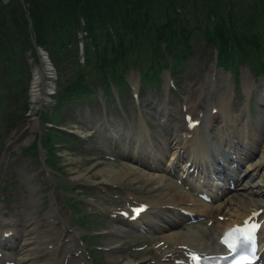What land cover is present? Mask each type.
I'll use <instances>...</instances> for the list:
<instances>
[{
  "label": "rangeland",
  "instance_id": "rangeland-1",
  "mask_svg": "<svg viewBox=\"0 0 264 264\" xmlns=\"http://www.w3.org/2000/svg\"><path fill=\"white\" fill-rule=\"evenodd\" d=\"M17 1L21 3L14 2L16 15L10 18L9 0H0V10L4 11L0 15V212L8 210L12 214L8 219L20 221L19 228L30 243L25 254L38 264H48L45 260L56 255L59 264L65 257L67 264H155L151 262H155L162 236L158 232L151 237L122 233L125 226L120 224L118 211L131 200L127 191L149 200L160 193L164 183L174 180L164 176L162 182L145 183L126 177L115 184L104 180L106 174L99 171L106 165H120L118 149L131 142L130 135L136 137L142 121L149 137L159 140L153 139L155 150L167 149L161 114L169 115L173 128L179 127L185 107L206 86L216 84L221 100L228 96L240 112L247 101L243 99L244 83L252 88L264 84V2L255 9L254 0H239L237 18L230 21L225 17L224 26L216 32L228 43L238 42L234 57L230 50L223 53L218 42L197 33L191 36V41H196L186 63L173 70L175 63L165 57L170 52L163 38L164 8L156 9L158 19L152 16L155 20L150 27L139 34L120 26L117 29L119 23L114 20L106 27L98 21L91 31L85 29L83 20L79 28L71 22H55L44 30L41 40L45 44L41 47L36 44L29 2ZM190 8L194 11L195 4ZM185 15L194 16L190 10ZM24 18L30 47L15 38L23 25L16 22ZM196 24L197 19L191 21V25ZM234 29L240 30L241 37L233 34ZM40 50L46 52L47 62ZM222 53L228 66L235 67L225 69L216 64ZM46 65L52 72L48 75L50 90H41L46 92V102L42 94L34 103L30 92L33 69ZM251 106L254 115H249V121L254 124L262 116L255 93L250 94ZM206 124L209 133L218 134L217 120ZM138 146L145 150L146 140ZM74 172L84 173L85 178H75ZM206 220L193 227H206L212 234L217 224L208 227ZM52 231V240L62 243L60 248H35L39 236ZM141 244L145 247L133 249ZM111 245L117 247L115 252L107 249ZM84 247L91 263L81 259ZM77 250L80 259L72 255ZM68 254L75 259L68 260ZM9 255L20 264L23 252Z\"/></svg>",
  "mask_w": 264,
  "mask_h": 264
},
{
  "label": "bare ground",
  "instance_id": "bare-ground-1",
  "mask_svg": "<svg viewBox=\"0 0 264 264\" xmlns=\"http://www.w3.org/2000/svg\"><path fill=\"white\" fill-rule=\"evenodd\" d=\"M51 73L49 65H46L44 69H41L39 66L33 69V80L30 88L31 99L34 103L41 98L42 94H44V102H46L47 96L44 91H46V89L50 90L48 75ZM42 89H44L43 92L41 91ZM247 89L248 92L252 90L250 86ZM216 90V84L212 85L211 88L207 86L204 87L199 91L195 103L191 104L189 107L188 114H192L191 120L198 122L197 126L191 127L184 119V122L180 124L178 129H171L172 126L163 121L165 122L164 125L167 129L166 136L169 138V148L167 151L163 149L161 154L155 152L153 148L154 143L152 138L149 137L147 126H145V122L142 121L135 142L133 143L132 139L128 144L126 142L122 144L120 153L123 159L120 165L117 167L106 165L99 171L101 174H106L107 178L104 177V180H109L110 183L116 184L117 181L126 179V177L129 178V181L133 182L139 180L145 183H148L149 181L159 183L162 182L161 180L166 173H171L173 175L176 174L177 170L175 169V166L181 161V157H184L186 160L181 169H183V172H186L188 176L194 175L195 171H197V179L200 182L201 179L206 180L209 173L218 174L221 179L220 185L225 187L231 182V180L226 177L224 178L222 175L225 174L226 168L229 171H232V168L226 166L224 169H219L216 166L218 159L216 156L217 151L214 146L215 144L219 143V141H225L228 134H230L233 138L237 137L242 141L241 144L243 148H246L247 146L251 147L250 149H252V151L248 150L246 152L249 154L245 153L247 155V161L250 159L252 160L254 156L252 155L253 152L259 154L256 160H250L246 164V170L241 172L243 173L242 177H239L237 172L233 173L234 180H232V182L237 183L235 187L236 189L234 192L227 193L225 196L226 198L221 197L220 199L223 200V202L215 205V207H213L211 203L202 201L199 198H192L190 193L183 190L181 187L176 186L177 184H173L172 182L169 184L164 183L163 189L160 193L149 200H145L146 198L141 195L137 196L136 194L127 191L133 201H139L138 203H144L147 205V208L140 213L136 219L132 216L133 205L127 203L128 205L124 210L127 215H130L128 218V225L136 227L134 226L135 224H141L149 229L152 226L159 230L163 236L164 243L161 248L157 249V254L159 255L158 258H156V261L161 264H178L177 261H175L177 259L184 264H187L185 262L190 261V254L196 250L205 251L207 248H216L214 240V245L210 243V239L213 238H206L205 235L208 233L203 227L201 230H198L188 226L186 229L180 230V225L187 220L185 218L182 221L183 216L190 219L188 215L181 213L183 210H187V212L192 214V218L195 217L199 220L205 216L213 214L215 208L218 209L220 211L219 215H223V220L219 221V229L221 232L242 218L249 216V214H253L252 217L255 218L254 213H259L257 216L258 220L264 218V105L261 104L263 117H261L259 123L252 126L250 125V122L244 119V109H242L237 115L224 113L223 111L225 110L219 111L228 104V100L224 99L223 101H219L220 93ZM262 90L264 91V87ZM215 107H219V110L217 113H212ZM215 117H218L224 123V126L219 135L212 136L207 130L204 131L201 126H203L206 119L211 120ZM229 128H231L230 131ZM128 133L129 132L126 134ZM206 135L210 137V144L206 141ZM153 137L156 139L154 135ZM145 140L147 143L145 146L146 149L143 152L138 149V145H140L141 142L144 143ZM131 144L132 146H129ZM234 148L237 149V146ZM169 153L170 156L168 159L167 155ZM174 160L176 164H174ZM136 161L140 164L136 163ZM221 167H224V164H222ZM74 173L75 178H85L84 173ZM226 174L231 173L226 170ZM255 176H257V179H255ZM185 182L190 185L192 190L199 191L197 189L199 183L193 182L192 178L185 179ZM216 197L217 196H214V198ZM167 199L172 201L167 202ZM0 222L4 225L7 224V221L1 218ZM11 222V226L16 225L15 221ZM43 234L44 235H41V237L39 236L40 240L38 239V242H35V248H47L53 250L59 247V241L55 242L52 240V235L54 234L53 231ZM260 242L262 243L261 246H264V232H262ZM23 246L24 242L21 247ZM115 248L116 247L112 245L109 247L112 252L116 251ZM211 252H214V250H211ZM109 255L112 256L113 254ZM25 260H28L27 264H38L29 255H23L21 261ZM45 261H48L51 264H59V262H57V255L46 259Z\"/></svg>",
  "mask_w": 264,
  "mask_h": 264
},
{
  "label": "trees",
  "instance_id": "trees-1",
  "mask_svg": "<svg viewBox=\"0 0 264 264\" xmlns=\"http://www.w3.org/2000/svg\"><path fill=\"white\" fill-rule=\"evenodd\" d=\"M29 2L28 11H30L31 22H33V29L36 36V44L44 47L42 36L45 33L44 30L48 25H54L55 22L62 21L65 25L67 22L74 23L78 28L81 26L82 20L85 22V29L90 31L94 29V24L100 21L104 27L108 26L113 20L118 22L116 25L123 28L124 31L133 32L134 34L142 33L150 27L153 19L152 16L158 19L156 9H163L166 12L167 20L164 22L163 37L168 45V51L170 56L165 57L173 60V70L186 63V55L196 40L191 41L193 34H203L204 39L210 42H218V47H221L223 53L231 51L232 57L235 56V52L238 51V42L231 41L230 43L223 40L217 35V31L220 27L224 26V19L228 17L230 21L237 18V9L239 0H27ZM14 2L20 4V1L9 0L7 13L10 18L16 15V8ZM264 0H254L253 7L257 9L258 6H262ZM195 4V9L190 8ZM190 10L193 17L185 15V12ZM207 12V14H205ZM4 11L0 10V15ZM215 15V18L211 19V14ZM6 14V15H8ZM5 15V16H6ZM219 15V16H218ZM4 16V17H5ZM23 16V15H22ZM2 17V19H4ZM24 17V16H23ZM198 20L199 24L191 25V21ZM252 18L250 23H253ZM25 18L19 22L21 28L16 33L15 38L21 39L26 46H31V40L26 32ZM121 24V25H120ZM11 27V26H10ZM28 29V28H27ZM11 33V28L7 33ZM247 32V31H246ZM9 33V34H10ZM233 34L237 37H241L240 30L234 29ZM29 37V38H28ZM18 52H14L16 54ZM222 55L217 58L219 64L224 68L235 67V65H229L224 60ZM167 54V53H166ZM172 55V56H171ZM234 61V59L232 60ZM180 63L179 65H177ZM234 64V63H230ZM172 69V68H171ZM152 77V75H149ZM147 78V77H146ZM126 81V80H125ZM126 84H128L126 82ZM120 87V84L116 85Z\"/></svg>",
  "mask_w": 264,
  "mask_h": 264
},
{
  "label": "snow or ice",
  "instance_id": "snow-or-ice-1",
  "mask_svg": "<svg viewBox=\"0 0 264 264\" xmlns=\"http://www.w3.org/2000/svg\"><path fill=\"white\" fill-rule=\"evenodd\" d=\"M254 215H256V214L254 213ZM253 227H255V226H253ZM237 231H239V230H233V235ZM248 231H249V234L251 235L252 230L249 229ZM234 264H254V253L250 254V255L241 256L238 260H236L234 262Z\"/></svg>",
  "mask_w": 264,
  "mask_h": 264
},
{
  "label": "water",
  "instance_id": "water-1",
  "mask_svg": "<svg viewBox=\"0 0 264 264\" xmlns=\"http://www.w3.org/2000/svg\"><path fill=\"white\" fill-rule=\"evenodd\" d=\"M40 51H41V50H40ZM40 54H42V55H43V59H45V58L47 59V57H46V56H47V54H45V52L43 53V52L41 51V52H40Z\"/></svg>",
  "mask_w": 264,
  "mask_h": 264
}]
</instances>
